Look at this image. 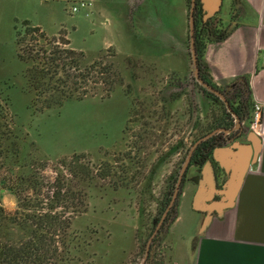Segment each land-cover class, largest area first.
Masks as SVG:
<instances>
[{"label": "rangeland", "instance_id": "rangeland-1", "mask_svg": "<svg viewBox=\"0 0 264 264\" xmlns=\"http://www.w3.org/2000/svg\"><path fill=\"white\" fill-rule=\"evenodd\" d=\"M75 1L0 0V103L6 105L25 155L30 153L31 159L35 153L36 159L46 164L41 172L45 176L53 178L58 161L75 154H83L82 163L92 171L89 180L77 177L69 185L86 191V210L72 218L70 260L66 264H139L173 196L190 149L222 124L223 107L212 100L206 105L191 96L200 90L194 80L191 53V69L185 79L176 67L170 70L130 56L118 57L113 48L99 45L105 27L99 15L92 16L96 9L92 1L86 0L92 4L71 12ZM24 20L41 27L59 45L82 51L85 67L97 61L113 63L119 83L110 95L100 98L102 84L98 83L95 96L34 112L24 77L27 65L19 60L15 43L14 27ZM31 142L36 152H32ZM179 195L168 210H173L175 217L182 199ZM0 205L14 210V195L0 190ZM185 210L191 214L189 206ZM171 219L164 227L163 221L161 231L152 238L154 263L166 264V231ZM177 229L178 240L194 232L187 214L181 216Z\"/></svg>", "mask_w": 264, "mask_h": 264}, {"label": "crops", "instance_id": "crops-1", "mask_svg": "<svg viewBox=\"0 0 264 264\" xmlns=\"http://www.w3.org/2000/svg\"><path fill=\"white\" fill-rule=\"evenodd\" d=\"M90 1L96 7L91 11L92 16L99 15L105 27L100 47L113 48L118 57L130 56L141 63L163 65L170 70L176 67L184 74L182 78L189 77L188 0ZM216 3L217 0H197L196 7L201 10V16L208 8H219L210 22L225 31L223 39L214 38L205 43L201 56L203 66L218 86L245 76L252 104L264 105V67L260 58L264 52V0H222L220 5ZM90 34L93 35V30ZM191 96L206 105L211 103V99L200 90H195ZM249 117L241 119L244 120L243 126ZM233 122L232 128L235 119ZM245 129L240 139L244 143L251 142L254 148L251 165L234 204L218 214L213 213L205 225V212L194 209L193 205L197 189L194 180L211 152L191 163L187 174L194 182H186V187L179 188L182 199L178 200V216L166 231V264H264V134L257 135L247 126ZM212 143L225 146L231 142L224 139ZM214 165L217 166L216 162ZM217 171L222 182L224 172L219 168ZM209 202L203 198L198 206ZM186 205L191 214L185 210ZM184 214L188 215L189 226L194 232L178 240V229L175 231V228Z\"/></svg>", "mask_w": 264, "mask_h": 264}, {"label": "trees", "instance_id": "trees-1", "mask_svg": "<svg viewBox=\"0 0 264 264\" xmlns=\"http://www.w3.org/2000/svg\"><path fill=\"white\" fill-rule=\"evenodd\" d=\"M201 18V10L196 7L195 46L200 76L222 91L233 112L245 119L253 107L247 78L241 75L224 86H218L200 62L205 43L225 37V31L211 23V19L203 22ZM14 29L17 56L27 65L24 77L32 96L30 106L34 112L59 108L71 99L95 96L98 91L95 85L98 83L102 84L99 97L106 98L119 83V73L113 63L97 61L83 66L82 51L59 45L56 38H48L41 27L32 25L28 20L22 21L20 26L15 25ZM195 83L207 97L223 107L220 118L223 122L214 129L231 127L234 118L223 101ZM5 106L0 103V190L14 195L16 207L7 211L0 205V264H66L70 260L72 218L86 210V191L69 185L77 177L89 180L92 171L82 163L83 154H75L58 161L53 178L45 176L41 172L46 164L40 158L36 159L38 155L32 153L34 157L30 159V153L27 158L23 152L22 139L13 131ZM208 143L203 142L195 153ZM30 144L32 152H36L34 142ZM174 213L173 210L168 212L163 227L171 218L174 220ZM150 249L152 244L149 252Z\"/></svg>", "mask_w": 264, "mask_h": 264}, {"label": "water", "instance_id": "water-1", "mask_svg": "<svg viewBox=\"0 0 264 264\" xmlns=\"http://www.w3.org/2000/svg\"><path fill=\"white\" fill-rule=\"evenodd\" d=\"M202 2H206V0H200ZM222 0H217L219 5L221 4ZM216 3V4H217ZM197 6V0H190V12H189V38H190V53L191 59L193 64V75L194 80L201 85L206 90L212 92L213 94L217 95L225 104L228 111L231 112L232 116L235 119V127L233 128H224L218 127L208 134L204 135L203 137L199 138L197 141L194 142L192 148L190 149L182 167L179 172V176L176 182V186L173 192V196L166 207L165 211L163 212L161 218L157 226L155 227L154 232L152 233L151 237L149 238L146 249H145V257L147 256L150 248V243L152 238L158 232L160 226L162 225L164 219L166 218V214L170 207L174 204L175 199L178 195L179 188L182 182L184 175L186 174V170L188 165L191 161V156L193 154L194 149L199 145L202 141L207 140L213 134L217 132H224L225 134L232 133L234 131H238L236 134L227 137L226 139L231 143L229 145H218L214 146V144H210L208 147L207 152H211V156L206 158L204 164L201 167L200 174L195 178V182L197 183V189L194 194V209L204 211L206 216L203 222L205 225L210 216L213 213H220L224 209L232 206L234 204V200L236 194L240 188V185L243 181V178L251 165L252 157L255 155L254 148L252 147L251 142L244 143L240 138L244 133L242 127V120L238 114L233 112L229 101L225 94L220 91L219 89L215 88L214 86L210 85L206 82L201 76L199 72V61L198 55L195 46V10ZM219 8H208L202 13V21H207L208 19L212 18V16L216 13ZM251 135H254L250 132ZM216 162L217 166L214 165ZM220 169L224 172V178L222 182L218 183L219 175L217 169ZM214 196L217 198L214 199ZM207 198L210 201L205 206H198L199 200ZM213 198V199H212Z\"/></svg>", "mask_w": 264, "mask_h": 264}, {"label": "built area", "instance_id": "built-area-1", "mask_svg": "<svg viewBox=\"0 0 264 264\" xmlns=\"http://www.w3.org/2000/svg\"><path fill=\"white\" fill-rule=\"evenodd\" d=\"M92 3L86 0H78L73 2L70 7L71 12L79 11L82 8L90 6ZM261 65L264 67V52L260 55ZM249 130L255 132L257 135L262 136L264 134V105L260 103H254L251 109L249 124ZM143 261V259H142ZM141 261V262H142ZM141 262L139 264H141Z\"/></svg>", "mask_w": 264, "mask_h": 264}, {"label": "flooded vegetation", "instance_id": "flooded-vegetation-1", "mask_svg": "<svg viewBox=\"0 0 264 264\" xmlns=\"http://www.w3.org/2000/svg\"><path fill=\"white\" fill-rule=\"evenodd\" d=\"M196 18H197V16H196ZM209 20V19H208ZM201 21H202V18H201ZM204 22V21H203ZM206 22V21H205ZM201 62V64L203 65V63H202V61H200ZM198 65H199V63H198ZM204 67V66H203ZM243 122H244V120L242 121V124H243ZM242 127H243V130L244 131H246V125H242ZM229 128H232V126L231 127H229ZM238 131H234V132H232V133H229V134H225L224 132H222V131H220V132H217V133H215V134H213L210 138H208L207 140H204V141H202L199 145H197V147L194 149V151H193V158H191V161H190V163H189V165H188V168H187V170H186V174L184 175V177H183V179H182V182H181V185L182 184H184L185 182H191V183H193L194 181H193V179H191L192 177L191 176H188V169H189V167L191 166V163L192 162H194L195 160H198L199 159V157L200 156H202L203 154H206V153H208L207 151V149H208V147L210 146V142H212L213 140H224V139H226L227 137H229V136H231V135H234V134H236ZM242 137V136H241ZM205 141H209V143L207 144V146L205 147V148H203V149H201V151L200 152H197V153H195V150L199 147V146H201V144H203V142H205ZM195 154V155H194ZM194 156H195V158H194ZM218 183H220V181L218 180ZM163 224V223H162ZM159 231V230H158ZM158 233V232H157ZM151 244H153L152 243V241H151V243H150V245ZM149 253L150 252H148V254H147V256L145 257V255L143 256V261L141 262V264H158V263H154L153 262V259L151 258V256H149Z\"/></svg>", "mask_w": 264, "mask_h": 264}]
</instances>
